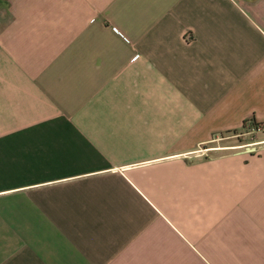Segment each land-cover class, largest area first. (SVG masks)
I'll return each instance as SVG.
<instances>
[{
  "label": "crops",
  "instance_id": "0c3cea01",
  "mask_svg": "<svg viewBox=\"0 0 264 264\" xmlns=\"http://www.w3.org/2000/svg\"><path fill=\"white\" fill-rule=\"evenodd\" d=\"M0 264H264V0H0Z\"/></svg>",
  "mask_w": 264,
  "mask_h": 264
},
{
  "label": "rangeland",
  "instance_id": "374dc122",
  "mask_svg": "<svg viewBox=\"0 0 264 264\" xmlns=\"http://www.w3.org/2000/svg\"><path fill=\"white\" fill-rule=\"evenodd\" d=\"M257 125L255 122H251L250 124H246V126L239 131H232L225 133L224 135H220V138L212 140L209 142L208 145H225L231 143H246L250 142L254 139L256 135V130H257ZM229 149H234V148H229Z\"/></svg>",
  "mask_w": 264,
  "mask_h": 264
},
{
  "label": "trees",
  "instance_id": "16d2710c",
  "mask_svg": "<svg viewBox=\"0 0 264 264\" xmlns=\"http://www.w3.org/2000/svg\"><path fill=\"white\" fill-rule=\"evenodd\" d=\"M255 123H256V125H257V128H258L260 123H259V122H255Z\"/></svg>",
  "mask_w": 264,
  "mask_h": 264
}]
</instances>
